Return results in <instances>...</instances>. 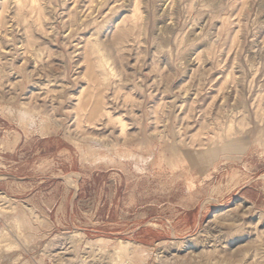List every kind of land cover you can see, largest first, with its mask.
Instances as JSON below:
<instances>
[{
    "label": "rangeland",
    "instance_id": "rangeland-1",
    "mask_svg": "<svg viewBox=\"0 0 264 264\" xmlns=\"http://www.w3.org/2000/svg\"><path fill=\"white\" fill-rule=\"evenodd\" d=\"M0 264H264V0H0Z\"/></svg>",
    "mask_w": 264,
    "mask_h": 264
},
{
    "label": "bare ground",
    "instance_id": "bare-ground-1",
    "mask_svg": "<svg viewBox=\"0 0 264 264\" xmlns=\"http://www.w3.org/2000/svg\"><path fill=\"white\" fill-rule=\"evenodd\" d=\"M31 4H32V2H31ZM99 244V243H98Z\"/></svg>",
    "mask_w": 264,
    "mask_h": 264
}]
</instances>
